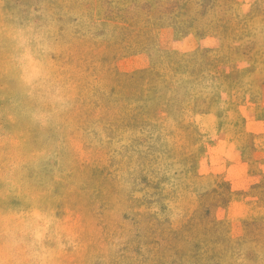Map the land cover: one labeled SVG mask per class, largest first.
<instances>
[{"label": "rangeland", "instance_id": "374dc122", "mask_svg": "<svg viewBox=\"0 0 264 264\" xmlns=\"http://www.w3.org/2000/svg\"><path fill=\"white\" fill-rule=\"evenodd\" d=\"M0 264H264V0H0Z\"/></svg>", "mask_w": 264, "mask_h": 264}]
</instances>
